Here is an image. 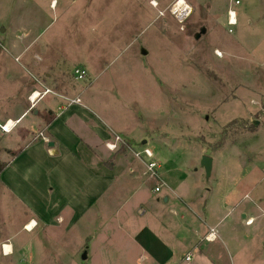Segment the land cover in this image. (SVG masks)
<instances>
[{
	"label": "rangeland",
	"instance_id": "obj_1",
	"mask_svg": "<svg viewBox=\"0 0 264 264\" xmlns=\"http://www.w3.org/2000/svg\"><path fill=\"white\" fill-rule=\"evenodd\" d=\"M180 1L0 0V124L19 121L10 133L0 129V166L20 148L47 139L41 136L45 122L34 116L38 105L29 102L33 92L86 90L76 100L128 131L139 142L130 147L149 148L166 184L153 179L142 185L129 205L125 194L112 198L105 209L111 225L90 214L76 224L40 222L28 231L5 201L0 264H118L113 251L128 242L119 221L148 201L156 185L163 192L182 186L196 197L213 191L223 204L217 216L229 215L227 221H241L250 206L264 202V0ZM231 9L235 27L228 25ZM78 67L87 69L86 81L75 80ZM124 149L120 163L142 165ZM205 156L215 159L212 177L202 166ZM225 196L232 205L225 207ZM252 212L262 218L256 235L264 214ZM105 228L116 238L106 240ZM245 229L238 231L241 240L248 238ZM262 237L245 263L264 264ZM4 243L13 249L9 256Z\"/></svg>",
	"mask_w": 264,
	"mask_h": 264
},
{
	"label": "crops",
	"instance_id": "obj_2",
	"mask_svg": "<svg viewBox=\"0 0 264 264\" xmlns=\"http://www.w3.org/2000/svg\"><path fill=\"white\" fill-rule=\"evenodd\" d=\"M45 90L51 92L39 100L34 116L36 120L45 122L42 133L47 139H39L20 148L5 163L0 173V205L5 201L11 202L12 207L18 210L24 230L31 222L49 225L57 220L63 225L76 224L90 214L105 218L111 225L114 218L105 214L111 199L118 200L125 194V202L129 205L136 191L154 180L145 175L143 163L142 166L119 162L120 155H127V151L122 153L124 147L116 153L110 151L107 144L114 143L116 136L132 146L139 142L130 140L128 131L115 128L82 99L80 103H71L79 96L82 98L86 90L64 96L50 88ZM64 97L70 99V103ZM26 113V109L21 113L20 122ZM14 122L17 124L19 121ZM50 143H54L53 148L49 147ZM147 144L143 141L142 147ZM133 148L138 150V147ZM212 159L211 177L215 162ZM250 182L248 179L247 183ZM162 184L166 186L164 181ZM156 186L148 201H140L136 209L132 208L130 216L118 223L128 239L122 251H113L112 256L119 257L118 264H250L244 261L254 253L257 238L263 235L261 239L264 240V225L259 226L256 235L252 233L255 231L253 228L261 225L259 220L262 219L252 211L259 210L264 214V202L256 207L250 206L241 221L236 217L227 221L229 215L217 216L216 208L222 203H217L211 190H207L206 196L196 197L194 191L189 192L182 186L155 192L160 187ZM254 189L252 185L248 197ZM227 196L223 200L225 207L232 205V201L227 202ZM160 204L165 206H162V214L158 215L155 209ZM251 218L254 223L247 225L246 221ZM211 229L218 234L215 242L205 240ZM240 229L248 232L247 240L243 235L240 239ZM102 231L107 235L106 240L117 236L116 232L107 234L106 228ZM12 238L8 236L14 248ZM92 239L96 241L95 236ZM6 254L4 256H9ZM189 256L191 260L187 261ZM260 256L264 260V254Z\"/></svg>",
	"mask_w": 264,
	"mask_h": 264
},
{
	"label": "built area",
	"instance_id": "obj_3",
	"mask_svg": "<svg viewBox=\"0 0 264 264\" xmlns=\"http://www.w3.org/2000/svg\"><path fill=\"white\" fill-rule=\"evenodd\" d=\"M233 19H236L235 22L233 23ZM228 25L231 27H235L237 25V13L235 10H230L228 12ZM230 33H233L232 30H230ZM74 77L76 81H86L88 79V72L83 69V68H78L74 71ZM51 91L49 90H45L44 92H40V91H35L31 94V96L29 97V102L31 103L32 107H35L37 105V103L39 102V100H41L44 96H46L47 94H49ZM71 103H80V100H74L71 101ZM15 125V122L13 121H8L5 124H0V129L4 132V133H10L13 129ZM41 136L44 138L43 134H41ZM128 148L130 150V152L141 162L144 164L145 168H146V172L145 175L149 176L152 179H156L159 180L160 182L163 183V181L160 178V175L157 172V169H160V166L157 165V163L153 160L154 155L152 153V151L148 148H145L143 151H138L136 149H134L133 147H130L128 142L126 140H124L123 138H121L120 136H116L115 138V142L114 143H110L107 144V148L112 151V152H116L121 148ZM161 189L160 187L156 188V192H159ZM254 223V219H249L246 221L247 225H252ZM218 239V234L214 229H211V231L209 232V234H207V236L205 237V240L207 242H215ZM6 245L2 246V251L4 254H6ZM13 252V250H11ZM11 252V254H12ZM10 254V255H11ZM187 261L191 260V256L186 258Z\"/></svg>",
	"mask_w": 264,
	"mask_h": 264
},
{
	"label": "water",
	"instance_id": "obj_4",
	"mask_svg": "<svg viewBox=\"0 0 264 264\" xmlns=\"http://www.w3.org/2000/svg\"><path fill=\"white\" fill-rule=\"evenodd\" d=\"M201 34H205V30L202 31ZM200 34L197 36V38H200ZM50 148L54 147V143L49 144ZM202 166L205 169V172L207 174V177H211V173L213 170V159L211 157L205 156L202 161ZM86 259V256H85Z\"/></svg>",
	"mask_w": 264,
	"mask_h": 264
},
{
	"label": "bare ground",
	"instance_id": "obj_5",
	"mask_svg": "<svg viewBox=\"0 0 264 264\" xmlns=\"http://www.w3.org/2000/svg\"><path fill=\"white\" fill-rule=\"evenodd\" d=\"M181 5H184V1H183V0L180 1V3H179L178 6H181ZM185 5H186V3H185ZM53 6H55V5H53ZM178 9H180V8H178ZM176 12H177V11H176ZM235 20H236V19H233V23L235 22ZM36 226H37L36 222H32L31 224H29V225L27 226L26 230H28V231H33L34 228H36ZM5 248H6V252H7V253H8V252H9V253L11 252L10 247L6 246Z\"/></svg>",
	"mask_w": 264,
	"mask_h": 264
},
{
	"label": "trees",
	"instance_id": "obj_6",
	"mask_svg": "<svg viewBox=\"0 0 264 264\" xmlns=\"http://www.w3.org/2000/svg\"><path fill=\"white\" fill-rule=\"evenodd\" d=\"M5 168V165L0 166V173L2 172V170Z\"/></svg>",
	"mask_w": 264,
	"mask_h": 264
}]
</instances>
